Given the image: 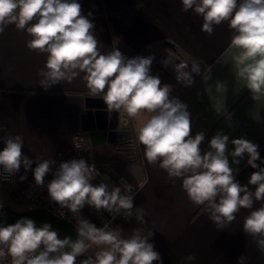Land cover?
<instances>
[{
    "label": "clouds",
    "instance_id": "1",
    "mask_svg": "<svg viewBox=\"0 0 264 264\" xmlns=\"http://www.w3.org/2000/svg\"><path fill=\"white\" fill-rule=\"evenodd\" d=\"M181 4L183 12L191 10L202 18L201 31L209 36L216 26L227 23L232 31L230 47L240 50L234 57L239 76L246 80L254 99L264 95V0H181ZM91 16V12L84 15L78 0H0V35L14 25L30 37L26 41L30 51L46 54L44 67L37 72L38 83L45 90L83 74L88 95L102 98L109 114H126L133 121L145 117L135 136L143 146L145 160L164 170L169 180L181 179L188 199L204 207L218 230L227 228L242 208L253 209L255 202L264 201V167L256 163L261 159L259 145L244 137L230 140L218 130L208 141L207 150H202L205 132L192 135L188 105L172 95V85L151 74L154 54L129 58L117 47L101 52L103 44L94 33L95 25L88 18ZM161 63L165 68L171 66L176 81L186 87L195 83L193 74L201 73L202 61L196 59H191L190 70L189 61L173 56ZM216 88L225 85L218 81ZM0 142L4 145L0 150V181L10 180L23 167L25 173L32 171L35 187H44L45 177L51 172L47 194L60 208L77 215L88 205L97 212H108L113 220L118 215L125 220L135 217L145 225V208H134L136 193L127 181L121 179L117 186L105 175L93 184L101 173L84 158L58 165L54 159H35L33 168L34 161L22 151L21 135H8ZM245 154L247 165L257 170L242 185L236 178L240 168L233 165H239ZM19 179L24 181L27 176ZM3 208L0 202V217ZM111 225L107 221L97 227L77 215L78 235L73 240L59 238L49 223L37 227L34 220L20 218L5 226L0 219V261L10 257V264H77V258L84 256L79 264L162 262L149 242L154 236L151 229L137 227L125 237L122 228ZM242 230L264 254V204L244 218ZM195 259V254H189L184 261L187 264ZM247 259L242 255L237 264H245Z\"/></svg>",
    "mask_w": 264,
    "mask_h": 264
},
{
    "label": "crops",
    "instance_id": "2",
    "mask_svg": "<svg viewBox=\"0 0 264 264\" xmlns=\"http://www.w3.org/2000/svg\"><path fill=\"white\" fill-rule=\"evenodd\" d=\"M78 2L85 16L92 13L88 18L93 21L94 33L103 44L101 52L117 47L132 58L168 51L170 56L189 61L190 68L191 59L202 61L201 73L191 87H183L152 65L151 74L159 75L162 83L172 85V95L188 105L192 135L205 132L202 150H207L208 141L218 130L223 131L230 140L244 137L258 144L261 159L256 163L264 167L261 163L264 160V95L254 99L246 80L239 76L234 57L240 50L230 47L232 31L226 22L216 26L209 36L201 31V17L191 10H181V0ZM28 39L26 32L17 31L14 25L0 35V140L8 135H21L22 151L34 161L33 168L35 159H54L57 163L73 159L76 133L84 137L85 148L93 158L110 156L113 148L106 141L97 142L81 129V115L87 106L103 102L90 100L99 97L88 95L83 74L47 90L41 87L37 72L44 67L46 54L30 51L26 47ZM218 81L223 82L225 88L217 90ZM144 118L133 121L119 113L117 141L125 137L136 142V128ZM3 146L0 142V150ZM228 147L233 150L231 143ZM136 149L137 160L126 166L136 167L134 175L139 182L135 185L133 203L134 208H145V225H140L135 217L125 220L120 216L115 227L122 228L125 237L137 227L151 229L154 236L149 242L162 257V262L154 264H186L184 258L189 254H195L196 259L187 264H237L242 255L248 257L245 264H264V254L242 230L244 218L264 201L255 202L253 209L242 208L227 228L218 230L204 207L188 199L181 179L169 180L158 165L147 163L143 146L137 142ZM247 159L245 154L239 165H233L240 168L236 178L242 185H246L251 173L257 170L247 165ZM20 171L21 176L27 178L33 175L31 170L25 173L23 167ZM141 181L143 187H140Z\"/></svg>",
    "mask_w": 264,
    "mask_h": 264
},
{
    "label": "built area",
    "instance_id": "3",
    "mask_svg": "<svg viewBox=\"0 0 264 264\" xmlns=\"http://www.w3.org/2000/svg\"><path fill=\"white\" fill-rule=\"evenodd\" d=\"M167 56H169L167 51L156 54L152 66L175 79V72L172 67L169 66L165 68L161 63V61L166 59ZM175 63H179V61H175ZM196 76V74H193L194 80ZM180 84L183 87H186L182 83ZM122 144L123 147L119 148L118 150L111 149L112 153L110 156L95 159L93 158L92 154H90V152L86 150L84 137L81 134L76 133L73 135L74 158H84L89 164L94 163L101 173V176L96 180H103L104 176L107 175L109 177V183L119 186L121 179H123L127 181V183L131 184L132 191L136 192L137 187L130 183L125 177L120 174L117 169L114 168L115 165H128L132 162L134 163L137 160L138 154L136 149V142L134 143L133 141L127 140ZM58 164L59 163H57V165ZM55 167L56 165L53 166V169H55ZM20 176L21 171L12 176L10 180L0 181V186H6L5 189L7 191L5 192L7 200L3 202V205L9 206L10 204H14L23 206L24 210L46 208L59 217H61V213H63V218L72 222L75 226L77 224V215H81L83 218L90 220V222L94 223L97 227H102L107 221H111V226L115 227L116 221L120 217L118 215L113 220L111 214H109L108 212L103 210H101V212H97L94 208H91L88 205H85L80 214L74 215L68 209L60 208L59 205L50 201L47 194V183L53 178L51 172L45 177L44 187H35L33 175L28 177L24 181H20ZM10 260V257H6L3 261H0V264H10ZM77 264H79L78 261Z\"/></svg>",
    "mask_w": 264,
    "mask_h": 264
},
{
    "label": "water",
    "instance_id": "4",
    "mask_svg": "<svg viewBox=\"0 0 264 264\" xmlns=\"http://www.w3.org/2000/svg\"><path fill=\"white\" fill-rule=\"evenodd\" d=\"M90 100L103 102L100 97L90 98ZM118 117L119 113L117 112H112L111 114L108 113L107 106L104 102L102 105L87 106L86 110L81 115V129L84 132L90 133L93 140H96L97 142L106 141V144L109 145L110 148H114L119 138ZM114 168L122 173L130 183L133 185L138 184V177L136 174L134 175L136 167L115 165ZM2 211L4 214L0 219H2L5 226L7 224L15 223L20 218H29L35 221L37 227L41 226L43 223L51 224V230L57 231L58 236L61 239L66 236L73 240L77 238L78 234L75 230V225L72 222L55 215L46 208L15 210L8 205H4ZM85 258L86 257L84 256L78 257L77 261L79 262Z\"/></svg>",
    "mask_w": 264,
    "mask_h": 264
},
{
    "label": "rangeland",
    "instance_id": "5",
    "mask_svg": "<svg viewBox=\"0 0 264 264\" xmlns=\"http://www.w3.org/2000/svg\"><path fill=\"white\" fill-rule=\"evenodd\" d=\"M168 52V51H167ZM168 54H169V52H168ZM169 56H170V54H169ZM127 140H130V141H133L134 143H135V140L134 139H131V138H129V139H123V140H121V141H117V143H116V145L114 146V148L113 149H119V148H121V147H123V145H122V143H124V142H126ZM96 180H94V181H92V183L93 182H95ZM6 186H0V192H1V197H0V202H5L6 200H7V197H6V193L5 192H7L6 191ZM3 197V198H2ZM10 207H12L13 209H15V210H24L23 209V206H18V205H14V204H10L9 205Z\"/></svg>",
    "mask_w": 264,
    "mask_h": 264
},
{
    "label": "flooded vegetation",
    "instance_id": "6",
    "mask_svg": "<svg viewBox=\"0 0 264 264\" xmlns=\"http://www.w3.org/2000/svg\"><path fill=\"white\" fill-rule=\"evenodd\" d=\"M123 139L125 140L126 138L124 137V138H122V140H123ZM122 145H123V144H122Z\"/></svg>",
    "mask_w": 264,
    "mask_h": 264
}]
</instances>
